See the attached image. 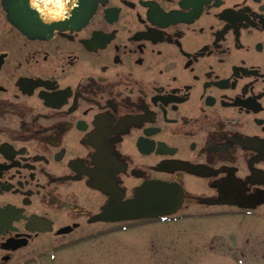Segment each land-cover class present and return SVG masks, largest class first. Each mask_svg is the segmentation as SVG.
<instances>
[{"label": "flooded vegetation", "instance_id": "1", "mask_svg": "<svg viewBox=\"0 0 264 264\" xmlns=\"http://www.w3.org/2000/svg\"><path fill=\"white\" fill-rule=\"evenodd\" d=\"M71 3L0 0V264L220 209L263 223L264 0H90L77 28ZM152 183L180 209L120 220Z\"/></svg>", "mask_w": 264, "mask_h": 264}, {"label": "rangeland", "instance_id": "2", "mask_svg": "<svg viewBox=\"0 0 264 264\" xmlns=\"http://www.w3.org/2000/svg\"><path fill=\"white\" fill-rule=\"evenodd\" d=\"M220 211L104 235L33 264H264V220Z\"/></svg>", "mask_w": 264, "mask_h": 264}, {"label": "water", "instance_id": "3", "mask_svg": "<svg viewBox=\"0 0 264 264\" xmlns=\"http://www.w3.org/2000/svg\"><path fill=\"white\" fill-rule=\"evenodd\" d=\"M14 16L18 18V7L11 6ZM71 17L67 21V27L77 28L85 18H88L93 11L90 0H72ZM18 16V17H17ZM22 18V17H20ZM19 27L28 34H41L48 32L52 25H46L37 20V17L22 19ZM181 206V193L177 186L163 183H152L141 190L137 198L128 206H125L124 213L120 220L158 218L175 214Z\"/></svg>", "mask_w": 264, "mask_h": 264}]
</instances>
